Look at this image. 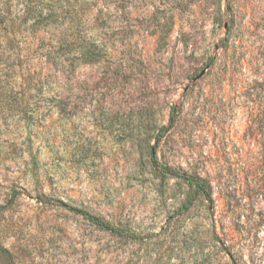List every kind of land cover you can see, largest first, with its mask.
Segmentation results:
<instances>
[{
    "label": "rangeland",
    "instance_id": "1",
    "mask_svg": "<svg viewBox=\"0 0 264 264\" xmlns=\"http://www.w3.org/2000/svg\"><path fill=\"white\" fill-rule=\"evenodd\" d=\"M28 1L0 55V264H264V189L228 202L160 167L214 180L221 138L258 149L264 91H241L264 79V0H67L58 21Z\"/></svg>",
    "mask_w": 264,
    "mask_h": 264
},
{
    "label": "trees",
    "instance_id": "2",
    "mask_svg": "<svg viewBox=\"0 0 264 264\" xmlns=\"http://www.w3.org/2000/svg\"><path fill=\"white\" fill-rule=\"evenodd\" d=\"M12 2L13 0H0V55L8 51L9 47L12 48L13 40L20 33L19 22L8 16V9L13 6ZM69 6L70 3H67V0H40L34 4L27 3L25 12L33 14L37 19L58 21L68 14ZM243 58L244 53L242 52L234 51L232 53L231 63L234 62V64H225L220 69L217 79V90L226 92L227 85L233 87L240 82V79L236 77V64L240 63ZM253 59H250L251 64ZM219 63H221L220 58L214 57V67L219 65ZM261 91H264V79L261 81L255 79L248 84L247 89L245 88L241 91V94L247 99H251L255 96H261ZM249 112L246 135L250 140L258 144V149L252 144L242 154L238 155L235 153L236 155H233L232 153L234 152L229 150L226 140L221 138L214 146V148L216 147L214 149V180L209 173L203 175L199 171L182 172L169 165H160V167L168 173L183 177L194 188L195 192H204L208 196H210L214 183V193L218 191L228 202L238 195L236 193L237 187L242 186L243 191H246L245 195L248 197L251 196L253 191L264 189V103L258 107H251ZM216 127L221 131L225 130L224 125L221 123H217ZM156 155L157 152L155 151L153 153V161L159 164ZM190 204L191 201L185 203L183 205L184 209H188ZM85 217L92 223L116 235L135 236L94 215L87 213Z\"/></svg>",
    "mask_w": 264,
    "mask_h": 264
}]
</instances>
